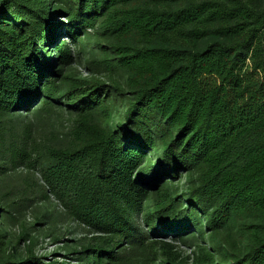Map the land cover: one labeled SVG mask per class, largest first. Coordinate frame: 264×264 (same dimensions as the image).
<instances>
[{
    "label": "trees",
    "instance_id": "1",
    "mask_svg": "<svg viewBox=\"0 0 264 264\" xmlns=\"http://www.w3.org/2000/svg\"><path fill=\"white\" fill-rule=\"evenodd\" d=\"M96 23L127 90L113 79L73 82L67 106L79 117L106 110L114 89L128 101L117 129L82 124L77 146L32 160L0 124V174L39 166L45 191L92 234L68 257L77 264H182L166 243L149 242L146 227L200 231L199 214L227 244L237 222L246 242L239 254L230 247L229 264H264V0H0V112L31 111L39 96L49 107L62 66L73 62L61 29L76 41ZM154 149L156 165L147 161ZM179 171L196 177L184 211L162 182ZM4 237L0 264H71L29 248L19 258ZM226 261L206 255L194 264Z\"/></svg>",
    "mask_w": 264,
    "mask_h": 264
},
{
    "label": "rangeland",
    "instance_id": "2",
    "mask_svg": "<svg viewBox=\"0 0 264 264\" xmlns=\"http://www.w3.org/2000/svg\"><path fill=\"white\" fill-rule=\"evenodd\" d=\"M56 22H66L64 15H57ZM98 28V23L93 28H87L76 41H72L63 33V28L61 29L63 36L60 39L71 49L73 62L62 66L64 78L56 80L60 92L54 99H48L49 107L47 105L43 107V100L39 96L36 107L31 111L0 112V124L18 134L17 141L26 144L32 160L40 158L47 149L77 146L76 133L84 128L82 124L114 130L123 119L128 101L123 94L115 92L114 89L104 97L103 104L106 110L96 109L87 116L79 117L67 106L69 103L66 91L73 82L97 79L111 84L113 79L127 90L125 87L127 74L115 65L116 55L111 52V38L101 37ZM55 35L59 36L58 30L55 31ZM44 54L50 55L51 52ZM56 67L59 68L60 65ZM158 150L154 149L148 153L147 161L151 160L156 165ZM162 182L174 200L179 202L175 211L187 210L189 194L196 184L195 175L179 171L174 177L162 178ZM44 187L39 166L36 169H28L21 162L15 170L0 174V232L5 233L4 240L15 247L14 252H17L19 258L25 257L29 248L45 262L69 261L71 264H77L75 259L68 257L75 256L73 250H78L81 245L89 243L92 234L89 233L88 227L74 220L65 205L49 191H45ZM148 188L150 192L155 189L152 186ZM149 196L148 207L154 209L153 205L157 203V198L154 193ZM142 217L137 219L140 226ZM198 217L201 220L200 231L192 228L188 232V227L184 224L166 230L157 223L153 233L152 227L145 226L150 234L149 242L158 240L166 243L168 252L182 264H194L206 255H213L215 261L221 255L229 264L233 251L230 247H234V251L239 254L246 242L242 237L238 238L237 222L229 227L228 232L234 242L228 239L230 243L227 244L223 229L221 234L212 233L204 227L207 216L199 214ZM23 234L26 236L22 237ZM160 259L162 257L158 253V260Z\"/></svg>",
    "mask_w": 264,
    "mask_h": 264
}]
</instances>
